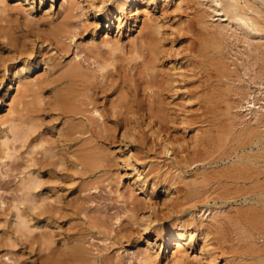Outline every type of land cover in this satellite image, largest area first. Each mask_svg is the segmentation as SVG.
I'll return each instance as SVG.
<instances>
[{"label":"rangeland","instance_id":"obj_1","mask_svg":"<svg viewBox=\"0 0 264 264\" xmlns=\"http://www.w3.org/2000/svg\"><path fill=\"white\" fill-rule=\"evenodd\" d=\"M1 1L3 2L1 3ZM61 2L62 0H0V135L3 133L6 126V123L2 121L3 118L9 115V111L13 113L19 109L20 94L16 93L15 90L17 79H20L21 82H27L37 78L38 80L40 79L37 82L39 85L41 84L39 92L44 93V97L50 100L48 99V103H45L46 106L44 104L45 107L43 105L40 106L44 107V110H41L42 108L40 109L38 106L34 107L35 113L33 112L32 114L36 117L34 120L37 122L33 135L41 138L43 137L42 139L48 142L47 145L53 148V153L55 152L54 156H52L53 154L51 155L52 157H44L41 155L40 149H37L36 152L39 153L34 154L32 152L31 155L28 154L26 156L25 153L29 151V145L33 143V140L29 141L30 143L25 142L24 144H21L19 140L13 141V144L10 143L11 158L10 156L5 157L0 149V156H2L0 158V264H169L168 262L165 263L166 261L163 257L165 254L170 256L171 252L174 250L172 242L166 250L162 249L159 252V260L157 259L158 261L156 260L155 263L151 261H147L148 263L146 261L140 262L144 254V239L148 237L152 240L155 236H146L142 232V227L134 222V219L139 220L141 215L142 217L143 215L145 216V214L147 215L150 208L149 204H152V206L155 205L153 207V214L156 220L164 216V214H169L172 210V200H177L178 197L184 195V191H179L180 188L182 189L183 184L179 183L180 181L178 180H180V178L176 175L177 179L175 177L174 179H176V186L178 182V188H173L176 191L173 189L170 190H172V193L181 192V195L176 193L171 195L170 193L169 196V193L164 192L163 186L165 182L163 177L167 175L170 176V174H166L167 167L164 165H166L165 163L168 162L170 158H168V155L166 156L162 153H158L159 149L156 148L157 146H151V144H154V141H152L149 133L147 134V127L144 126L146 125L144 123H146L147 119H145V117H139L137 120L138 115H134L132 116L134 119L131 117L130 120V114L123 105L129 97V99L133 97L130 91L133 90L135 83H138L141 77V74H138V68L134 65L136 60H131V55L127 52L131 44L130 39L137 33L138 26L140 25L139 21L144 17L142 13H146L153 25H159V27L157 26L159 30H156L158 31L157 35L160 39L163 38L161 42H163L162 45L164 46V57L158 61L159 65L157 64L156 70H163L159 72L167 71V68L172 67V64L176 66L180 65L182 69L184 67L183 71L188 75V77L186 76L188 84L186 89H190L189 91H191L192 94L190 100H185L183 96V98L180 97L183 99L181 100L179 98L181 95L176 97V95L172 96L171 92H163L165 98L163 100L170 103L168 104L170 109H172L170 111L174 113H172L173 116L176 114V119L170 116V119L161 122L163 124L162 129L164 130H161V134L165 135L167 138L169 137L171 139H169L170 141L176 142V144L171 142L172 144L170 146L174 149L179 147L176 152L178 154L184 149L190 150L192 147L201 148L200 144H197L198 146H193L195 140H197V142H203L206 140L205 137H207L208 142H204V146L208 147L207 145L209 144L212 151L209 150L210 148L205 147V149L211 152L212 156H210V158L213 157V159L215 158L214 160L217 159L216 164L213 165L216 166V168L218 166V168H221V170L219 169L220 172H222L220 174L223 175L224 173L226 175H220L221 178L219 176L213 179V181H209L210 183L208 182V185L206 184V186L203 187V190L206 192L208 191L207 195L209 199L206 198L210 207L218 206L217 209L220 212L223 211L226 213L219 216L220 224L218 229L220 232L212 226V233H209L210 247L211 245L212 247H216V249L213 248L216 252L215 254L219 252L218 255H215L218 257L215 258L216 261L214 263L221 264L229 260L228 264H259L257 260L264 257V213H262L264 212V204H262L264 203V151L260 148L262 144L258 145V148H260L259 152H257V147L254 145L249 149L247 147V139L242 135H238L237 130L245 128L249 123L253 122L250 109H254L258 105L264 106V38H254L252 40L253 46L256 48L252 52L248 51L247 48L243 46L241 40L239 42L241 34L238 35L239 39L237 38V41L231 38V36L230 39L227 37L226 40H219L220 43H223L220 47L222 46L221 50L223 49L221 51L222 55L227 58H224L225 61L227 60L226 62L230 63L231 67L233 66L232 69L238 68L237 71L235 70V72H233L235 75L232 73V77L229 76V79L232 81L227 80V83L230 82V84H221L225 86L224 88V86L215 85L217 80H215V70L213 68H209L210 71H207V73L206 70H208V68L206 70L205 68H201V72L197 74V77L196 75L194 77L192 75L198 67L194 62L196 57L193 58L194 55H197L195 53H198L197 51L202 49H198L200 46L203 47V49L205 47L204 44L209 46L210 43L208 44V42L211 40L208 35L204 34L205 32L201 29V26H198L199 24L197 21H195L196 19L193 14L195 9L194 6L196 7V5H194L193 1L184 0L181 7H176L173 1L163 3V0H156L155 3L149 2V4L146 5V0H136L135 8L137 7L139 11L145 8L144 11L139 14L140 17H138L139 19L136 23L133 22L131 18L126 19L125 16H121L120 20L114 19L112 16L116 15V10L112 9V14L107 19L100 16L94 19L97 21L96 23H98L97 27L91 25L93 21L92 12L88 7L85 8V6L83 9L84 12L86 10L84 15L77 16L76 18H69V20L73 22V29L76 27L75 36L72 38H65V36L60 37V40L57 41L59 38L54 40L55 35H53L52 31L55 22L57 23V21H61L64 18L61 16H64L63 9L59 6ZM202 2H204V0H202ZM113 5V0H107L104 3L103 11L109 6L113 7ZM132 11L134 12L136 9H132ZM83 19H86V21H82ZM52 20L54 25L52 24ZM109 20L111 22V27L107 28L106 23L109 22ZM207 20L212 21L211 17H207ZM216 21L213 22L215 23ZM2 25H4V28ZM6 28L9 30V32L6 31L7 33L5 32ZM105 33H108L110 38V42L107 44L101 42L102 36H104ZM231 33L232 32L227 31V34L232 35ZM208 48L210 49L211 46ZM208 48H206V50ZM244 48L246 50H244ZM123 50H126V52ZM245 51H248V53ZM114 53H116L117 57L113 56L115 55ZM106 55L113 64L107 60L108 58H106ZM98 58L100 60H102V58L107 60L109 63L108 69L112 68V70H109L107 76L103 77V79L105 78L104 81L102 80L99 82L97 78L93 80L94 85H89L90 89H88L91 93L86 90H84V92L88 93L86 95L91 94L90 98H87L85 101H92L91 104L93 103V106L95 105L94 107H96L101 114L100 119L94 115L91 122L88 121V123H86L88 128L89 124H91V129L86 128L88 130L84 129V132L80 135L79 133H75L73 137L74 135L79 136L80 143H86L87 140H85V138L91 136L90 138L92 139L95 136L92 142L94 143L97 141V145L96 143H94V145L97 146L96 151L98 153L100 152L101 156L99 157H102L101 161L105 163V165L100 162L101 166L98 167L93 174L84 173L83 175H75L72 174L73 169L70 163L72 154L70 155L68 152L71 151L72 153L79 141L76 142L77 139H74L75 137L68 136L66 129L69 123L73 121L77 123L80 117L77 118L78 115H76L74 119L72 118L69 113L70 111L68 112L70 107L65 109V107L67 108V106H69V104L67 105V101L64 99L62 101L57 99L55 105L54 100H52L53 98L50 97L54 95L52 93L54 88H56L54 89V93H56L59 90H63V88L67 89L70 87V85L68 86L70 78L68 75L66 76V69H69L74 64H79L84 68H93L96 61H99ZM191 63L192 65L194 63L196 67L193 68L194 65H188ZM179 70H181V68ZM170 71H172V69ZM191 71L193 72L191 73ZM255 72L258 73V77L252 78ZM249 79H253L254 81ZM40 81L45 84L43 83V85ZM253 82L255 84H252ZM257 82L258 84L261 82L259 88L258 84H256ZM204 83L206 84L204 85ZM207 83L208 85L213 83L212 85H215L214 89L217 87L216 90L212 88V91H210L212 94L206 91L208 87ZM195 85L198 87L196 88ZM58 86H62V88ZM200 86H202L203 89H201ZM80 88L81 86L79 89ZM204 89L205 91H203ZM217 89L219 90L218 93L226 95L222 96V98H217L216 95L219 96V94L216 93ZM199 91L203 93V97L200 95V98L204 101L207 99V102L204 103L203 101V103H201V99L198 100L199 96L197 97V94H201ZM247 91L249 93H247ZM228 94L230 96L229 100L227 99V97H229ZM83 95L85 94L81 96ZM211 95L214 97L212 98ZM13 96L14 98L12 99ZM243 96L246 97L244 98ZM77 97L80 98L79 96ZM92 97L93 100H91ZM82 98L81 100H83ZM246 98L252 99L249 103L250 106L248 103L244 102ZM252 101L254 105H251ZM62 102L66 106H64ZM86 102L85 106L88 105L90 108L92 105ZM171 102L174 104H171ZM180 103L185 107L181 106L182 104ZM53 104L55 108H53ZM178 104L179 106H176ZM228 104L230 107L234 106L232 108L229 107L230 115H225V107ZM181 108L183 109L181 110ZM179 109L184 113H181ZM66 111L68 113H66ZM178 114L179 117H177ZM180 114H183L185 117ZM136 116L137 118L135 120ZM182 117L184 118L181 119ZM37 118H39V121ZM97 118L98 120H96ZM228 118L231 119L228 120ZM68 119L71 120L68 121ZM126 119L128 121L130 120V124ZM173 119L175 120L173 121ZM184 119L189 123H185L186 125L181 123ZM230 122H234L237 128L231 127L233 125H231ZM228 123L229 128L235 129H231V131L228 132ZM205 126L209 128L207 129ZM93 127L95 128L93 130L97 132L96 134L92 130ZM195 128L196 130L202 129V133L197 130L199 131L198 135L196 134L197 136L194 137L193 131ZM203 128L205 129L204 133ZM196 130L195 132H197ZM60 134H64V136ZM201 134H203L202 137L199 136ZM208 136L210 137L208 138ZM233 136L236 138H233ZM203 137L205 140H202ZM94 139L96 140L94 141ZM239 139L242 144L239 142ZM45 142L44 145H46ZM237 142L239 145H237ZM177 143H181L179 144L180 146ZM71 144H73L75 148H73ZM240 144L242 146H240ZM85 145H88V142L84 144V146ZM188 146L189 148H185ZM229 148L230 151H233L230 152ZM13 150H16V152ZM129 151H131L130 153L132 155L127 160L129 164L126 165L122 158L129 155ZM223 152L225 153L224 155H222ZM219 153L221 158L217 157ZM12 154L14 155L12 156ZM35 155L37 157L34 158L33 164L28 168L26 165L28 163V156L34 157ZM237 155H250L252 156L250 158L254 157L252 161L255 163H247L245 161H241V164L239 161V163H230L231 159H234V156L237 157ZM226 163L229 165L227 168L225 166ZM132 164L137 165L139 172L142 174L141 176H145L143 179L146 181L143 184L137 181L130 182L131 178L135 176V173L131 170V166H128ZM190 164L191 163H188L183 166V170L186 172L182 171L185 175H189H186L188 179L191 178L190 175L193 172L202 170L199 163ZM220 164L222 165L220 166ZM241 165L243 166L241 167ZM222 166H224L225 169L222 168ZM230 166L233 169H239V171L236 170L233 172L231 169H228L231 168ZM247 166L252 168H247ZM204 167L208 168L209 166L205 165ZM25 169L32 170L38 176L39 180V185L35 187L33 189L34 191L32 190L31 194L27 195V197L26 195H21L18 189V182ZM227 170L232 172H230L231 175ZM244 170L245 172L241 175V172ZM255 171L257 173H255ZM170 172H173V169H171ZM252 173L254 176H252ZM173 174H175V172ZM238 175L239 178L244 175V178L234 179V177H238ZM237 181L239 183H237ZM235 182L238 186L242 185L243 187L241 186L240 189H237L238 186L237 184L235 185ZM151 183H153V186ZM210 184L214 185L211 186ZM209 185L212 189H210L211 187ZM205 188H209L212 191L210 192L209 189L207 190ZM213 188H215L216 192H214ZM235 189H237V191H235ZM212 192L215 195L211 194ZM20 195L21 197H19ZM213 197L215 199H213ZM21 198H23L24 201ZM125 198H128L127 200L130 201V206L132 205L131 203H133L132 206H134V209L136 208L133 212L134 214L130 212L127 215L126 203L127 206H129V204ZM35 199L37 202H35ZM179 199L183 201L181 205L183 207L180 205L181 208L179 206L177 207L181 210L191 207L193 203L199 205L201 202L199 198L197 201L190 200V197L184 200L182 197ZM28 200L33 201L34 204L32 202L28 203ZM247 201L248 203H246ZM247 205H250L249 207H251V210H249L250 208L248 210L246 209L248 208ZM236 206L237 208H243L242 212L240 211L241 208H238L240 213H242L241 215L237 214L238 211H236ZM16 207L18 211L20 210V213H24L22 215H25L24 217L28 219H26L27 227H18V229L16 228V223H13V221L17 222L15 216ZM199 207L200 206H197V208ZM252 207L255 208L252 209ZM179 209L175 208V212L176 210L177 212L180 211ZM194 209L196 208H191L190 210L195 212ZM203 209H205V206L202 207V211ZM202 211L200 213H202ZM172 212L174 211L172 210ZM207 212L208 211H205L202 216L198 214L195 216L197 218L199 216V218L205 221ZM235 215L238 219H236ZM222 216L226 221H223L225 219H223ZM236 221L238 224H235ZM28 226L31 227L30 230L27 231L26 229H29ZM238 226L245 230L242 231L243 229L241 228V231H239L240 229L238 230ZM214 228L218 231L219 235ZM17 229L20 231H16ZM248 230L252 233L253 238H250V241L244 238L241 239V237H244L243 234L249 233ZM241 232L243 233L240 234ZM237 235L239 236L238 238ZM221 236L223 239H221ZM252 240L254 245H252ZM160 241L161 240H158L157 242ZM255 247L257 249L260 248V250L257 251ZM155 250L156 249H154L153 254L157 252V250ZM222 256L224 258H222ZM262 259L264 258H261V260Z\"/></svg>","mask_w":264,"mask_h":264},{"label":"bare ground","instance_id":"obj_2","mask_svg":"<svg viewBox=\"0 0 264 264\" xmlns=\"http://www.w3.org/2000/svg\"><path fill=\"white\" fill-rule=\"evenodd\" d=\"M49 1H52V0H49ZM106 1L107 0H98V1H95V0H62V2L60 3L59 6H60V8L63 9L64 16L63 15H61V16L64 17V18L61 21H57V23L55 22V25H54L53 20H52L53 23L51 22L54 25L53 26V31L51 30L53 32V35H55L54 36V40L55 39L57 40L59 38L57 40V41H59L60 40V37H64V36H65V38L66 37L67 38H69V37L72 38L73 36H75V34H76V31H75L76 27H74V29H73V27H72L73 26L72 25L73 22H71L69 20V18H72V17H75L76 18L77 16L84 15L85 12H86V10H85V12L83 11V9H84L85 6H86L85 8L88 7V9L92 12L93 21L91 22V25L94 26V27H97V25H98V23H96L97 21H95L94 19H96V17H98V16L104 17V18L107 19L108 17L111 16V14H112L111 13L112 12L111 10L112 9H115L116 10V15L115 16H112L114 19L116 18V20H120L121 19V16H125L126 19L131 18L132 21L135 22V23L139 19L138 17H140L139 14H141V12H143L144 9H145V8H142L139 11L137 9V7L135 8V3H136L135 1L136 0H113V4H114L113 7L109 6V7H107V9H105L103 11L104 3ZM169 1H173L175 3V6L176 7H181L182 6V2L184 0H163V3L164 2H169ZM191 1H193L194 5H196V7L194 6L195 9H194V14H193L195 16V19H196L195 21H197V23L199 24L198 26L199 27L201 26V29L204 30V32H205L204 34L205 35H208L210 37V39H211V40L208 39L209 40L208 44L210 43L209 46L204 44V46L206 48H208V47L211 46L210 49L208 48L206 50L205 47L203 49V47L200 46L198 49H200V48H202V49H200L199 51H197L198 53H195L197 55L195 56L193 54L194 55L193 58L196 57V59H197V60L195 59L194 62L197 64L196 66H198V67L196 68L197 70H195L194 72L191 71V73L193 72L192 73L193 77L195 75L197 77V74L201 72V70H200L201 68H203V69L205 68V70L208 68V70H206V73H207V71H210L211 68H213L215 70V75L213 73L212 74L216 77L215 80H217V82H218V83L216 82L215 85L216 84H217V86H224V85H221V84L228 85V84H230V82L227 83V80H231V79H229V76L232 77L231 75H233V74L235 75V73H233V72H235V70L237 71L238 68L232 69L233 66L231 67L230 66L231 64L228 63V62H226L227 60L225 61V59H227V58L222 55L221 51L223 49L221 50L222 46L220 47V45L223 44V43H220L219 40H221V39H225L226 40L227 37L230 39V36H231V38H233V39L236 40L237 38L239 39V36L238 35L241 34V36H240L241 38L239 39V42L241 40V42L243 43V46H245V48H247L248 51H250V52L254 51L256 48L253 46V41L252 40L254 38H256V39L257 38H264V0H204V2H202V0H191ZM2 2L3 1H1V3ZM82 2H84V3H82ZM149 2L155 3L156 0H146V5L149 4ZM16 3H20V2H16ZM132 9H136V11L133 12ZM142 15L144 17H142L141 20L139 21L140 22V25L138 26L137 33L135 34L134 37H131L132 39H130L131 44H130L129 50L127 52V53H130V55H131L130 57L132 58V59L131 58H129V59L136 60L135 63H134V65L138 68V71H139L138 74H141V77L139 76L140 77L139 82L138 83L136 82L135 85H134L135 87L133 88L132 91H130L133 94V97L131 99H129L130 97L128 99L126 98L127 99V100L125 99L126 101L123 100V101H125V104H123V102H122V104L125 106V108L127 109L128 113L130 114L129 115L130 116V120H131V117L134 116V115H138V118L136 116L135 117V120H136V118L138 120L139 117H141V118H144L145 117V119H147L146 123H144V121H143V123L146 124L144 126L147 127V131H148L147 134L149 133V136L152 138V141H154V144H151V146L152 145L153 146H157L156 148L159 149V151L157 150L158 153H162V154H164L166 156L168 155V158H170L168 160V162L165 163L166 165H164V166L167 167L166 168L167 169V172L165 171L166 174L168 173V174H170V176L169 175H167L165 177L162 176L164 178V182H165V185L163 186L164 192L169 193L168 195L170 196V193H171V195L172 194H175V193L179 195L182 191H184V195L181 196L183 200L186 199V198H188V197H190V200H193V201H197V199L199 198L201 200V202L199 203V205L193 203V205L191 207L183 208L181 210V209L177 208L179 205L181 206L183 204V201L181 199H179L181 197H178L177 200H174L173 199L172 200L173 202H171V201L170 202H171V209L174 212H172V210H171V212L169 214H164V216H161L157 220H156L155 215L153 214V212H154V208L153 207L155 205L152 206V204H149L150 208L148 207L149 208V211H148L147 215L145 214V216L143 215V217L141 215V218H139V220L134 219L135 220L134 222H136L138 225H140V227H142V232L146 236H149V235H154L155 236V238L152 239V240L149 239L148 237L146 239H144L145 240L144 241V245L145 246H144V252H143L144 254L141 257L140 262L141 261H143V262L144 261H146V262L147 261H151V262H154L155 263V261L157 259L159 260V258H158L159 257V252L162 249L166 250V248H168V246L171 245V242H172L173 243L174 250L171 252L170 256L167 255V254L164 255L163 259H165V261H166L165 263L168 262L169 264H215L214 263L216 261L215 258L218 257V256H215V255H218L219 252L217 254H215L216 252L213 250V248L216 249V247H214V246L212 247V245L210 247V245H209L210 244V242H209V236H210V234L209 233H212L211 232V230H212L211 228H213V227H215L216 229L219 228V224H220L219 216L223 215L224 212L223 211L220 212L217 209L218 208L217 205H216L217 207H214V206L213 207H210L209 202L207 200V198L209 199V197L207 195L208 194L207 193L208 191L206 192L205 190H203L204 189L203 187H205L206 184L208 185V182L209 181H211V180L213 181V179L219 177L220 175L221 176H223V175L226 176V175L224 173H223V175L220 174V173H222V172H220L221 168H218L219 167L218 166L217 167L218 169H217L216 166L213 165V164H216V160L217 159L214 160L215 158L214 159H213V157L210 158V156H212L211 155V152L209 151V150H211V148L209 147V144L207 145L208 147L204 146L205 145L204 142H208L207 141V137H205V135H204V137L206 138V140L204 139V137L202 139V140H205V141H203V142L202 141L201 142H197V140H195V143L194 144L192 143L193 146H198L197 144H200L201 145V148L198 149L197 147L195 148V147H192V145H191L192 148L190 147L191 148L190 150L189 149L188 150H185L184 149L183 151H180V154H178L176 152L179 149V147L176 148V149H174V148H171V146H170L172 144L171 142H173L175 144H176V142L170 141L171 139L169 137L167 138L165 135H162L161 134L162 133L161 130H163L162 129V125L163 124L161 122H164V120L166 121V119L167 120L170 119V116H172V118H175V115H176V114L174 116L172 115L173 112L170 111L172 109H170V107L168 105L170 103L163 100V99H165L164 96H163V92H171L172 94L171 93L170 94L172 96L173 95H176V97L179 96V95H181V96H179V98L180 97L181 98L184 97L185 100H190V97L192 96V94H191V91H189L190 89L189 90L186 89V87H188L187 86L188 84H187V78H186V76L188 77V75L183 71L184 70V67L182 69V67L180 65L179 66H176V65H173L172 64L171 65L172 67L167 68L168 69L167 71L159 72L162 69L159 70V71L156 70L158 61H160V59L162 57H164V49H163L164 46L162 45L163 42H161V40L163 38L160 39V37L157 35V32L158 31H156V30H159V29H157L159 27V25L157 24V26H158L157 27L154 24L155 25L154 26L150 22V18L146 15V13L145 14L142 13ZM207 17H211V20L212 21H208L207 20ZM75 18H73V19H75ZM84 18H85V16H84ZM57 20H59V19H57ZM84 20L86 21V19H83L82 21H84ZM213 21H216V22L214 23ZM118 25H119V23H118ZM122 25H123V23H122ZM2 26L4 28V25H2ZM74 26H75V22H74ZM106 27L107 28L111 27L110 20H109V22L106 23ZM6 31L9 32V30H7V28L5 29V32ZM227 31L232 32L231 33L232 35L227 34ZM102 37L103 38H102L101 42H103L104 44L105 43L107 44L108 42H110L109 41L110 38L108 36V33H105V35L102 36ZM50 41H52V40H50ZM236 43H238V42H236ZM240 46H241V44H240ZM245 48H244V50H246ZM123 51L126 52V50H123ZM123 51H122V53H123ZM248 51H245V52L248 53ZM114 54L115 55H113V54L112 55L115 56V57H117L116 53H114ZM91 56H93V55H91ZM106 58H108L107 60L110 59L107 55H106ZM107 60H105L104 58H102V60L99 59V61L97 60L98 62L96 61V64H95V66H93V68H91V67L90 68H87V67L84 68V67H82L79 64H74L69 69H66V71H67L66 76L68 75L69 78H70V80H71V82L69 80L70 83L68 82V86L70 85V87L67 86L68 87L67 89L63 88V90H59L58 87L59 88L60 87L62 88V86H58L57 89L59 91H57L56 93H54V89H56V88L53 89V92L52 93L54 95H51L50 98H53L52 100H54V102L57 99H59L61 101L64 99L65 101H67V105L69 104V106H67V108L65 107V109H68V107H70V109L68 110V112L70 111L69 113L72 116V118L74 119L76 117V115H78L77 118L80 117V118H78L79 120H78L77 123H74V121L72 119L73 122L68 124L69 126H67V129H66L68 136H72L73 137V134H75V133H79V135L82 134L84 132V129L88 128L86 123H88V121L91 122V120L94 118L93 117L94 115H96L100 119V115L101 114L99 113V111L97 110V108L94 107L95 105L93 106V103L91 104L92 101H90V100H87L88 102L85 101L87 98H90V95L91 94L86 95L88 93L84 92V90H86L88 92L89 91L88 89H90L89 88L90 87L89 85L93 84L94 83L93 80H96V78H97V80L99 82H101L102 80L104 81L105 78L103 79V77H106L107 74H108V72H109V70L110 71L112 70V68L111 69H108V64L109 63H108ZM236 61H237V58H236ZM110 63H112V62L110 61ZM115 64H116V61H115ZM188 65H192V63L191 64H188ZM193 65H192L193 68L196 67L194 63H193ZM210 66H212V67H210ZM234 66H235V64H234ZM180 68H181V70H179ZM171 69H172V71H170ZM174 69H176V70H174ZM189 74H190V72H189ZM257 74H258L257 72H255V75L251 74V75H253L252 78L258 77ZM223 78H225V79H223ZM256 79H258V78H256ZM39 80L37 78H35V79H32V80L27 81V82H21L20 79H17V82H16L17 85L15 87V90H16V93H19L20 94V96H19V109L17 111H15V112L12 111L13 113H10V111H9V115L8 116L6 115V117H4L3 120L1 119L2 121H4L3 123H6V126H5V128L3 130V133H1V135H0V149L3 152V154H4L5 157H9L11 155V152H10V150H11L10 143L13 144V141H17V140H19V142H21V144L22 143L24 144L25 142H29V141H32L33 140V143L32 144L29 142L30 143V145H29L30 147H29V151L27 153H25L26 156L28 154L31 155L32 152L34 154L35 153H39V152H36L37 149H40V153L44 157H47V156L50 157L52 154H53L52 156H54V153L55 152L53 153V151H52L53 148L51 146H48L47 145L48 142H45V140L42 139L43 137L41 138L39 136L33 135V132L35 131V125H36V122H37L36 120H34L36 117H34V114H32L33 112L35 113V111H34L35 108L34 107L35 106H38L40 109L42 108L41 110H44V107L48 103V99H49V98L46 99L47 97L46 98L44 97V93H40L39 92L40 91L39 90L40 89V85H41V84L39 85V83L37 82ZM207 80L209 81V78L208 77H207ZM249 80H251V79H249ZM251 81H254V80L252 79ZM204 82H206V81H204ZM213 82H214V80H213ZM233 82H235V81H233ZM40 83L43 84L44 82H41L40 81ZM205 84L206 83H204V85ZM212 84L210 83L208 85V83H207L208 87H207V90L206 91H208L209 94H212V93H210V91H212V88L214 89V87H215V85H212ZM252 84H255V83L253 82ZM256 84H258V82ZM260 84H261V82L258 84V88L261 86ZM204 85H203V87H204ZM80 86H81V88L79 89ZM195 87H196V85H195ZM200 87H201V89H203L202 86H200ZM216 88L214 90H216ZM222 88H221V90H222ZM224 88H225V86H224ZM256 88H257V85H256ZM229 89H232V88H229ZM197 90H196V92H197ZM223 90H225V89H223ZM201 91H199V92L201 93ZM203 91H205V89ZM248 91H247V93H249ZM192 92H194V91H192ZM218 92H219V90L217 89V92L216 93H218ZM221 92H223V91H221ZM89 93H91V92L89 91ZM82 94H85V95L81 96ZM165 94H167V93H165ZM170 94H169V96H170ZM218 94L221 97H219V96L216 95L217 98H222V96L226 95L224 93H223L224 95H222V93L221 94L218 93ZM129 95H131V94H129ZM200 95H202V97H203V93H201L199 95L197 94V97L199 96L198 100L201 99V101H202L201 103H203L204 100H202V98H200ZM77 96H79L80 98H78ZM228 96H229V94H228ZM82 97H84L85 99L82 98ZM213 97L214 96H212V98ZM225 97H227V96H225ZM13 98H14V96L12 97V99ZM81 98L83 100H81ZM229 98H230V96L227 97L228 100H229ZM248 98H246V100L245 101L243 100V101L246 102V103H248V105H249V103L251 102L252 99L250 100ZM251 98H252V96H251ZM45 99H46V101H45ZM191 99H193V98H191ZM91 100H93V97H92ZM181 100H183V99H181ZM223 100H224V98H223ZM223 100H221V101H223ZM85 102L88 103L89 105L91 104L92 106H90V108H89L88 105L85 106L86 105ZM173 102H171V104ZM205 102H207V99H205L204 103ZM182 103H180V104H182ZM44 104H45V106H44ZM54 104L56 105V102ZM54 104H53V108H55L54 107ZM183 104L181 106H183ZM42 105L44 107H40ZM63 105L66 106L64 103H63ZM123 105H121V106H123ZM251 105H254V102L253 101H252ZM176 106H179V104L176 105ZM236 106H238V105H236ZM183 107H185V106H183ZM229 107H230L229 104L226 105V107H225L226 108V111H225L226 114L225 115H227V114L230 113ZM232 107H230V108H232ZM182 109L183 108H181V110ZM41 110H39V111H41ZM181 110H180V112H181ZM68 112L66 111V113H68ZM181 113H184V112H181ZM250 113L252 114L251 117L253 118V120H252L253 122L252 123H249L245 128H242V129L240 128L239 130H237V132H238L237 134L238 135H242L244 138L247 139V147L249 149L252 148V146L254 145V146L257 147V152H259V149L260 148H261L262 151H264V106L258 105L256 108L250 109ZM3 116H5V115H3ZM69 116H68V118H69ZM181 116H184V115L182 114ZM177 117H179V114H178ZM184 117H182L181 119H183ZM231 118H233V117H231ZM84 119H86V120H84ZM175 119H173V121ZM230 119L228 118V120H230ZM37 120L39 121V118H37ZM69 120H71V119H68V121ZM96 120H98V118ZM179 120H180V118H179ZM184 120H182L181 123H183V124L189 123L188 121L186 122V120L185 121ZM205 120H206V118H205ZM126 121H128V120L126 119ZM129 121H128V123H129ZM38 124H39V122H38ZM230 124L233 125L231 127H236L235 124H234V122H232V123L230 122ZM90 126H91V124H89V128H90ZM228 126H229V123L227 124V128H229ZM206 128L208 129L209 127H206ZM88 129H86V130H88ZM93 129H95V128L93 127L92 130ZM229 129H228V132H230L232 128H229ZM233 129H235V128H233ZM195 130H196V128H195ZM195 130L193 131L194 132V134H193L194 137L197 136L198 135V132L201 131L202 129H200V130L197 129V130H199V131L196 130L197 132H195ZM204 130L205 129L203 128V133H204ZM206 131H208V130H206ZM145 132H146V130H145ZM59 133H61V132H59ZM96 133L97 132H95V134ZM201 133H202V131H201ZM9 134L11 135V137H10ZM40 135H41V133H40ZM60 135L61 136H64V134H60ZM199 136L202 137L203 134H201ZM210 136H212V135H210ZM210 136H208V138ZM74 137H73L74 139H77L76 142L80 140L79 139V136H75L74 135ZM87 137H89V136H87ZM90 137L89 138H85V140H87L86 143H84V142L83 143H80V141H79L77 143L78 145H76L77 146L76 148H75V146H73V144H71L73 146V148H75L72 153H71L70 150H69L70 152H68L70 155L72 154L71 155L72 156V160L70 161L71 166H72V169H73V173L72 174H75V175H78V174L83 175L84 173L93 174L94 171L98 167L101 166L100 165V162L103 165H105V163H103L101 161L102 160V157H99V156H101L100 152L98 153L96 151V149H97L96 148L97 147L96 146L97 145L96 142L97 141L94 142V143H96V145H94V143L92 142L93 141L92 139L95 138V136L92 139ZM69 138H66V139H69ZM81 138H84V137H81ZM233 138H236V137L233 136ZM210 139H212V138H210ZM95 140L96 139H94V141ZM233 140H235V139H233ZM241 140H243V139H241ZM44 142H45V144L48 147L46 145H44ZM87 142H88V145H85L84 146V144H87ZM239 142L242 144V142L240 141V139H239ZM179 144H181V143H179ZM241 144H240V146H242ZM261 144H262V147L258 148V145H261ZM237 145H239V143ZM205 147L206 148H210V149L209 150L208 149H205ZM185 148H189V146L188 147H185ZM13 151L16 152V150H13ZM221 151H223V150H221ZM227 151H225V152H227ZM229 151H230V148H229ZM231 151H233V150H231ZM244 151H245V148H244ZM130 152L131 151H129V155L125 156V158H122L124 164H126V165L129 164L127 162V160L132 155ZM220 153H222V152H220ZM220 153H219V156H217L218 158H221L220 157ZM213 154H214V152H213ZM224 154L225 153L223 152L222 155H224ZM250 154H251V152H250ZM13 155L14 154H12V156ZM18 156H19V153H18ZM1 157L2 156H0V158ZM28 157H29L27 159V162L28 163L26 165L29 168V166L33 164L34 158H36L37 156L35 155L34 157L33 156H28ZM214 157H216V156H214ZM234 157L235 158L234 159H231L230 163L231 162L234 163V162H238V161L240 162V164H241V161H245L247 163L250 162V163H253V164L255 163L254 161H252V159L254 157L253 158H250V157H252L250 155H246V156H241V155L238 156L237 155V157L236 156H234ZM10 158H11V156H10ZM25 158H27V157H25ZM255 158H256V156H255ZM227 160H228V158H227ZM259 160H260V158H259ZM188 163H191V164L199 163L200 166H201V168H202V170L199 171V172H193L190 175L191 178H189V179H188V176L189 175L186 174V175H188V176H186L182 172V171H184L183 170V166L184 165H187ZM238 163H237V165H238ZM226 164H225L226 168L229 167V165L228 164L226 165ZM205 165H207L209 167L206 168V167H204ZM221 165L222 164H220V166ZM128 166H131L132 172L135 173V176H133L131 178V181L130 182L132 183L133 181H135V182L137 181V182L143 184L146 181V180L143 179L145 176L144 177L141 176L142 174H141V172H139V169L137 168V165L132 164V165H128ZM242 166L243 165H241V167ZM250 166H247V168L250 167ZM252 166H254V165H252ZM222 168H224V166H222ZM250 168H252V167H250ZM70 169H71V167H70ZM171 169H173V172H170ZM228 169H231L233 172H235L236 170L239 171V169H236V168L233 169L232 167L231 168H228ZM227 171H229V170H227ZM238 171H237V173H238ZM174 172H175V174H173ZM184 172H186V171H184ZM230 172L231 171H229V174H230ZM240 172H239V174H240ZM243 172H245V170L241 172V175H242ZM255 173H257V172L255 171ZM158 175H160V174H158ZM175 175L180 178V180H178V181H180L179 183H182L183 184L182 189L179 187L181 189V190L179 189V191H181L180 193H177V192L172 193V190H170V189H173V188H175V189L178 188L177 187L178 186V182H177V186L175 185L176 184L175 182H176V179H177ZM227 175H228V173H227ZM221 176H220V178H221ZM252 176H254L253 173H252ZM255 176H257V175H255ZM174 177L176 179H174ZM235 178L238 179L239 178V175H238V177L235 176L234 179ZM243 178H244V175H243L242 179ZM38 182H39L38 176L32 170L25 169V171H23V175H21V178H20V180L18 182L19 183V188L18 189L21 192V195H26V197H27V195L31 194L32 190L39 185ZM224 183H225V181H224ZM237 183H239V182L237 181ZM237 183L235 182V185ZM151 185L153 186V183H151ZM213 185H211V186H213ZM243 185H244V183H243ZM237 186H238V184H237ZM241 186H238V188L236 186L235 187L237 189H240ZM205 189H207V188H205ZM210 189H212V187ZM237 189H235V191H237ZM213 190H214V192H216L215 188H213ZM174 191H176V190H174ZM211 191L212 190H210V192ZM225 192H227V191H225ZM251 192H253V191H251ZM245 193H248V192H245ZM211 194L215 195L213 192ZM227 194H229V193L227 192ZM21 195L19 197H21ZM28 198L30 200V197L29 196H28ZM34 198H33V201H34ZM21 199L23 200V198H21ZM127 199H126V201H128ZM213 199H215V198L213 197ZM29 200H28V203L29 202H32L33 203V201H29ZM169 200H170V198H169ZM126 201H125V203H126ZM35 202H37L36 199H35ZM129 202L130 201H128L129 206H127V203H126V210H127L126 212H127V215L130 212L132 214H134L133 212L136 209V208L134 209V206H132L133 203H131L132 205L130 206V203ZM246 203H248V201ZM262 204H264V203H262ZM197 206H200V207L197 208ZM203 206H205V209H203V211H202V207ZM249 206H248V208H246V207L245 208L247 210L250 208L249 210H251V207H249ZM252 206H254V205H252ZM181 207H183V206H181ZM175 208L176 209H179L180 211L177 212V210H176V212H175ZM191 208H196V209H194L195 212L194 211H191L190 210ZM236 208H237V206H236ZM238 208H241V207H238ZM238 208H237L236 211H238L239 213L237 212V214L241 215L242 213H240V211L242 212V209L243 208H241L240 211L238 210ZM253 208H255V207H252V209ZM215 209L218 210V211H216ZM201 211H202V213H200ZM205 211H208L207 214L205 215V219H206L205 221L202 218H199V216H198V218L195 216L196 214L202 216V214ZM260 211H262V210H260ZM262 213H264V212H262ZM22 214H24V213H20V210L18 211V208L16 207L15 216H16L17 222L13 221L14 224L16 223L15 224L16 225V228L26 226V219L27 218H25L24 217L25 215H22ZM224 214H226V213H224ZM236 215H235V217H236ZM130 217H132V216H130ZM225 217H226V215H225ZM227 217H229V216H227ZM222 218H223V216H222ZM223 219H225V218H223ZM236 219H238V217H236ZM223 221H226V219L223 220ZM235 224H238L237 221L235 222ZM30 227L31 226H28L29 229H26V228L25 229L28 231V230H30ZM16 228H14V229H16ZM215 228H214V230H216ZM241 228L242 227L239 228V226H238V230L240 229L239 231H241ZM18 229L16 231H20ZM242 229H243L242 231L245 230L244 228H242ZM218 231H219V229H218ZM218 231L216 233L219 235ZM248 232L249 233L243 234L244 237H241V239L244 238L246 240H249L250 238H253L252 237V233L249 230H248ZM242 233L243 232H241L240 234H242ZM238 237L239 236L237 235V238ZM221 239H223V237ZM158 240H161V241L160 242H157ZM252 243H253V240H252ZM252 245H254V243ZM154 249L157 250V252L155 254H153L154 253ZM255 249H257V248L255 247ZM258 250H260V248L257 249V251ZM261 250H262V248H261ZM222 251H224V250H222ZM222 258H224V257L222 256ZM261 258H264V257H261ZM261 258L259 260H257V261L259 262V264H264V259L261 260ZM225 259H227V258H225ZM228 261L226 260V261H224L221 264H228L229 263Z\"/></svg>","mask_w":264,"mask_h":264}]
</instances>
